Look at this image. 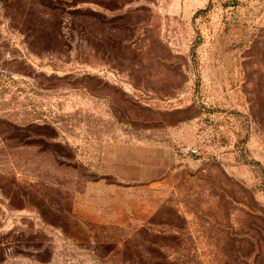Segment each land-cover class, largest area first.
I'll list each match as a JSON object with an SVG mask.
<instances>
[{
    "label": "rangeland",
    "instance_id": "obj_1",
    "mask_svg": "<svg viewBox=\"0 0 264 264\" xmlns=\"http://www.w3.org/2000/svg\"><path fill=\"white\" fill-rule=\"evenodd\" d=\"M0 264H264V0H0Z\"/></svg>",
    "mask_w": 264,
    "mask_h": 264
},
{
    "label": "crops",
    "instance_id": "obj_2",
    "mask_svg": "<svg viewBox=\"0 0 264 264\" xmlns=\"http://www.w3.org/2000/svg\"><path fill=\"white\" fill-rule=\"evenodd\" d=\"M120 150L123 154L121 155V151L117 154L116 164L108 171L120 179L154 180L169 169L173 160L169 147L165 144L143 142L134 147L123 143Z\"/></svg>",
    "mask_w": 264,
    "mask_h": 264
},
{
    "label": "built area",
    "instance_id": "obj_3",
    "mask_svg": "<svg viewBox=\"0 0 264 264\" xmlns=\"http://www.w3.org/2000/svg\"><path fill=\"white\" fill-rule=\"evenodd\" d=\"M186 150H187V151H193V152H194V151H195V148L187 146V147H186Z\"/></svg>",
    "mask_w": 264,
    "mask_h": 264
}]
</instances>
